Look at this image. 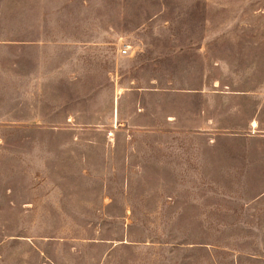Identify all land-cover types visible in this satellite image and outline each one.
Listing matches in <instances>:
<instances>
[{"label": "rangeland", "instance_id": "1", "mask_svg": "<svg viewBox=\"0 0 264 264\" xmlns=\"http://www.w3.org/2000/svg\"><path fill=\"white\" fill-rule=\"evenodd\" d=\"M0 264H264V0H0Z\"/></svg>", "mask_w": 264, "mask_h": 264}, {"label": "built area", "instance_id": "2", "mask_svg": "<svg viewBox=\"0 0 264 264\" xmlns=\"http://www.w3.org/2000/svg\"><path fill=\"white\" fill-rule=\"evenodd\" d=\"M126 51V49H123V52H125Z\"/></svg>", "mask_w": 264, "mask_h": 264}, {"label": "bare ground", "instance_id": "3", "mask_svg": "<svg viewBox=\"0 0 264 264\" xmlns=\"http://www.w3.org/2000/svg\"><path fill=\"white\" fill-rule=\"evenodd\" d=\"M253 124H254V122H253Z\"/></svg>", "mask_w": 264, "mask_h": 264}]
</instances>
